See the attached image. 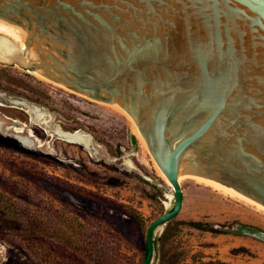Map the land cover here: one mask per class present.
Wrapping results in <instances>:
<instances>
[{
  "label": "water",
  "instance_id": "1",
  "mask_svg": "<svg viewBox=\"0 0 264 264\" xmlns=\"http://www.w3.org/2000/svg\"><path fill=\"white\" fill-rule=\"evenodd\" d=\"M0 18L25 30L35 71L137 123L174 196L142 264L183 208L181 175L264 206V0H0Z\"/></svg>",
  "mask_w": 264,
  "mask_h": 264
},
{
  "label": "rangeland",
  "instance_id": "2",
  "mask_svg": "<svg viewBox=\"0 0 264 264\" xmlns=\"http://www.w3.org/2000/svg\"><path fill=\"white\" fill-rule=\"evenodd\" d=\"M4 39L20 62L0 60V264H142L148 224L174 205L149 148L120 110L46 81L24 41ZM76 131L91 147L59 135ZM180 183L183 208L156 231L152 264H264V240L241 228L264 233V209Z\"/></svg>",
  "mask_w": 264,
  "mask_h": 264
},
{
  "label": "bare ground",
  "instance_id": "3",
  "mask_svg": "<svg viewBox=\"0 0 264 264\" xmlns=\"http://www.w3.org/2000/svg\"><path fill=\"white\" fill-rule=\"evenodd\" d=\"M0 31L11 36V37H13V38H15V39H22L24 41V44H25L23 49L28 48L26 45V42H25L26 32L22 27L15 25L12 22H9L5 19L0 18ZM19 47H20V49H22V45H19ZM0 60H4V61L16 60L17 62H20V60L17 59L16 52H14L12 46L8 44L7 39L0 40ZM36 73L40 77H42L43 79H46V81H51L49 78L43 76L41 73H39V72H36ZM60 85H62V84H60ZM14 103L28 107V111L30 112L31 116L37 117L38 119H41V120L47 119L45 114L43 112H40V110L37 107H34V106L29 107L26 104L18 102V101H15ZM107 104L114 106L115 108L120 110L126 116V118L131 122L134 132L138 135L140 140L148 148L146 140H145L143 134L141 133V131H140L137 123L135 122V120L130 115L127 114V112L121 107V105L115 104V103H107ZM34 117H32V118H34ZM59 135L61 137H64V138L70 140L71 142L81 143L88 148L91 147V145H92L91 136L84 133V132H81V131H76V132H72V133L59 132ZM189 176L194 177L201 182L209 184L210 186H213L214 188L224 192L225 194H228V195L233 196V197H238V198L243 199L245 201H248L250 203L256 204V205H258L259 209H264V206L262 204L255 202L254 200L248 198L247 196H245V195H243V194H241V193H239V192H237V191H235L229 187H226L222 184H219L217 182H214L212 180L206 179V178L201 177V176H196V175H189ZM181 177L182 178L186 177V175L185 176L181 175ZM181 177H180V182L182 179Z\"/></svg>",
  "mask_w": 264,
  "mask_h": 264
},
{
  "label": "trees",
  "instance_id": "4",
  "mask_svg": "<svg viewBox=\"0 0 264 264\" xmlns=\"http://www.w3.org/2000/svg\"><path fill=\"white\" fill-rule=\"evenodd\" d=\"M173 220V219H172ZM171 220V221H172ZM170 222V221H169ZM192 226L200 229V230H204V231H209V232H212V233H230L228 231H223V230H217V229H214L212 227H208L206 225H203L202 223H198V222H192L190 223ZM243 230L245 231H251V232H254L255 231V227H252V226H247V225H244L241 227ZM155 246H156V241H155ZM145 255H146V250H145ZM145 258V256H144ZM144 260V259H143Z\"/></svg>",
  "mask_w": 264,
  "mask_h": 264
}]
</instances>
